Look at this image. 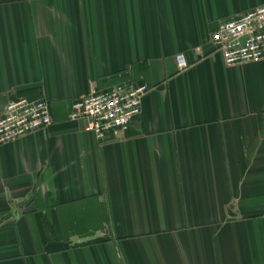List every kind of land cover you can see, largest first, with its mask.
Masks as SVG:
<instances>
[{
    "label": "crops",
    "instance_id": "1",
    "mask_svg": "<svg viewBox=\"0 0 264 264\" xmlns=\"http://www.w3.org/2000/svg\"><path fill=\"white\" fill-rule=\"evenodd\" d=\"M262 5L0 0V116L26 96L53 118L0 146V264H264V60L211 40ZM120 83L151 88L126 133L69 118Z\"/></svg>",
    "mask_w": 264,
    "mask_h": 264
},
{
    "label": "built area",
    "instance_id": "2",
    "mask_svg": "<svg viewBox=\"0 0 264 264\" xmlns=\"http://www.w3.org/2000/svg\"><path fill=\"white\" fill-rule=\"evenodd\" d=\"M211 40L229 66L264 60V5L221 23ZM176 61L180 70L190 66L183 53L176 56ZM150 90L146 84L131 83H120L104 91L93 87L88 94L73 100L69 118L84 121L85 130L100 141L118 137L141 114L143 99ZM52 123L46 99L18 96L0 116V146L44 130Z\"/></svg>",
    "mask_w": 264,
    "mask_h": 264
},
{
    "label": "water",
    "instance_id": "3",
    "mask_svg": "<svg viewBox=\"0 0 264 264\" xmlns=\"http://www.w3.org/2000/svg\"><path fill=\"white\" fill-rule=\"evenodd\" d=\"M163 88H164V85L159 86V89H163Z\"/></svg>",
    "mask_w": 264,
    "mask_h": 264
}]
</instances>
